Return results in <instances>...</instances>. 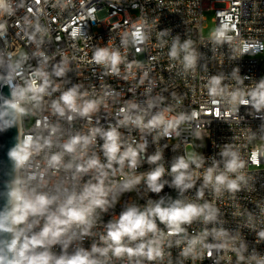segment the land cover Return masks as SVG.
Listing matches in <instances>:
<instances>
[{
  "label": "clouds",
  "instance_id": "9594fccd",
  "mask_svg": "<svg viewBox=\"0 0 264 264\" xmlns=\"http://www.w3.org/2000/svg\"><path fill=\"white\" fill-rule=\"evenodd\" d=\"M11 11L7 0H0V15L5 12L11 14ZM4 28L5 25L0 24V30ZM134 28L130 34L125 33L124 43L127 44L129 35L134 45L146 43L148 37L143 26L138 24ZM36 31H41L39 26ZM230 31L232 29L227 24H222L210 39L215 45L232 44ZM165 34L160 33L161 36ZM72 35L75 38L77 33L74 31ZM30 39L35 40V35ZM164 43L166 41H161L160 46ZM257 48H264V44L244 43L239 51L243 54ZM136 50L141 51L139 47ZM37 55L43 57L40 67L24 80L23 86L12 87L11 99L5 98L0 105V131L13 127L17 120L27 115V105L39 109L47 103L46 96L60 90L61 85L52 77L65 75L67 57L48 72L45 68L50 57L43 52ZM168 57L187 71L196 68L198 53L190 39L181 42L177 36L171 43ZM92 61L118 75L124 57L119 51L104 47L93 53ZM126 67L134 75V65L129 63ZM18 69H21L20 62L10 65L9 85L14 79L13 73L22 75V70ZM240 72L237 66L231 73L236 86L225 84L223 74L209 78L207 94L213 98L217 117L221 116L222 103L231 105L224 116L238 113L240 106L250 107L257 113L264 110V78L251 87H239L247 79ZM79 89L80 86L76 85L61 92L57 99L51 101L50 111L69 123L76 117L84 118L87 121L86 132L64 138L60 125L50 124L45 117L43 121L36 122V127H42L47 135H25L7 152L14 175L4 184L6 191L5 203L0 210V234H7L10 238L0 239V264H112L113 258L126 261V264H144L145 261H162L166 255L165 247H171L173 243L186 244L181 255L194 260L201 257L203 249H208L210 257L211 249L219 248L235 252L238 264H264V256L255 252L246 257L245 245L234 247L224 230H205L189 238L185 227L195 221L208 224L216 220L218 209L215 204L199 202L204 199L205 189L220 196L225 190L235 193L247 184L243 172L247 161L238 150L230 144L225 145L219 152L220 159L212 157L211 166L207 167L203 155L188 153L174 157L170 168H166L161 148L145 157L148 147L145 136L155 133L154 142L161 138L171 139L174 135L178 137L181 126L197 113L173 114L172 108L165 107L153 114L152 100L147 101L146 108L129 100L116 110V123L105 129L91 126L92 118L101 108L111 111L108 101L113 97L112 92L104 91L97 95ZM121 128L129 132L138 130L139 142L131 135L124 136ZM98 138L103 141L99 144V153L96 150ZM249 159L256 162V154ZM144 163L154 167L138 172ZM166 175L171 177L170 182L164 179ZM198 181L202 183L195 199L185 197L184 193L193 189ZM142 182L156 194L167 185L178 190L180 198L150 199L144 206L129 204L104 224L103 231H94L101 214L115 208L123 194L133 192ZM209 235L225 239V243L206 244ZM97 236L98 240L90 248L82 246L86 237ZM258 236L264 240V231H259ZM73 244H76L75 250L69 253L68 249ZM56 246L61 249L59 254L54 251Z\"/></svg>",
  "mask_w": 264,
  "mask_h": 264
},
{
  "label": "built area",
  "instance_id": "2783aa9c",
  "mask_svg": "<svg viewBox=\"0 0 264 264\" xmlns=\"http://www.w3.org/2000/svg\"><path fill=\"white\" fill-rule=\"evenodd\" d=\"M7 3L12 11L11 14L5 12L0 15V24L5 25L0 30V70L5 69L6 62L9 66L20 62L21 69L17 71L22 70L20 76L13 73L16 82L12 80L11 85L7 82L8 74L0 75L4 77L10 93L12 87L23 86L24 80L40 67L43 57L37 55L38 52L50 57L45 68L48 72H52L65 57L68 61L65 75L52 77L61 85L60 90L46 96L47 103L39 109L27 105L29 113L17 124L18 141L28 134L47 135L42 127H36V122L43 121L45 117L50 124L60 125L64 138L86 132L87 121L84 118L76 117L69 123L50 111L51 101L76 85L80 86L81 92L100 95L110 91L113 94L108 101L111 111L101 108L93 115L91 126L107 129L109 124L114 125L116 110L129 100L145 108L147 101L152 100L153 114L165 107L172 108L173 114L197 113L181 126L178 137L174 135L171 139L161 138L154 142L155 133L146 135L148 147L145 157L161 148L163 163L170 168L174 157L188 154V147L198 143L201 146L197 154L205 157L207 167L211 166L212 157L220 159L219 152L225 145H232L247 161L243 169L247 184L235 193L225 190L220 196L205 189L204 199L199 202L214 203L218 209L217 218L208 224L195 221L190 226L186 225L187 235L191 238L205 230H224L234 247L245 245L246 257L254 252L264 256V240L258 236L259 231H264V110L257 113L250 107L240 106L238 113L224 116L231 105L222 103L221 116L217 117L213 98L208 96L206 88L209 78L220 74L226 77L225 84L236 86L231 73L237 66L241 69L240 75L247 76L239 87H251L264 78V48L250 49L243 54L239 51L244 43L264 44V0H7ZM208 11L214 13L215 30L222 24L232 29L229 32L233 36L232 44L215 45L210 39L215 30L210 36H203L204 14ZM138 24L143 26L147 42L134 45L129 35L125 44V33L130 34ZM37 26L40 32L36 31ZM74 31L77 33L75 38L72 35ZM160 33L166 34L161 36ZM33 34L35 40L30 39ZM177 36L181 42L186 39L193 42L198 53L194 70L185 71L183 65L169 59L171 43ZM161 41H166L162 47ZM104 47L115 49L124 57L118 75L92 61L93 53ZM137 47L141 51L137 52ZM24 56L27 59H23ZM129 63L134 65V75L127 70ZM120 131L139 142L138 130L129 132L121 128ZM102 143L98 138V153ZM253 154H256V162L249 159ZM152 167L154 165L144 163L138 172L149 171ZM164 179L171 181L167 175ZM201 183L198 181L184 196L195 199ZM133 193L138 202H135ZM161 197L177 199L180 194L167 185L161 193H152L142 182L133 192L123 194L115 208L101 214L94 231H103L104 224L129 204L144 206L150 199L158 201ZM97 240L98 236L86 237L82 246L90 248ZM205 243L216 245L225 243V239L209 235ZM185 246L174 243L171 247L166 246L162 261H145L144 264H238L235 252L229 249L213 248L210 257L208 249H203L201 257L194 260L181 255ZM75 247L76 244L71 245L69 253ZM54 251L59 254L61 249L56 246ZM112 264H126V261L113 258Z\"/></svg>",
  "mask_w": 264,
  "mask_h": 264
},
{
  "label": "water",
  "instance_id": "95a60500",
  "mask_svg": "<svg viewBox=\"0 0 264 264\" xmlns=\"http://www.w3.org/2000/svg\"><path fill=\"white\" fill-rule=\"evenodd\" d=\"M10 66L8 62L5 63V69L0 70V75L9 74ZM14 76V75H13ZM1 77V76H0ZM16 82L15 78L13 79ZM5 98L11 99V93L8 85L4 79H0V105L3 104ZM18 143V125L17 121L13 127L5 131H0V210H2L5 203V181L10 180L13 175V165L8 159L7 152ZM10 238L7 234H0V239Z\"/></svg>",
  "mask_w": 264,
  "mask_h": 264
},
{
  "label": "rangeland",
  "instance_id": "374dc122",
  "mask_svg": "<svg viewBox=\"0 0 264 264\" xmlns=\"http://www.w3.org/2000/svg\"><path fill=\"white\" fill-rule=\"evenodd\" d=\"M205 22H204V28L202 30L203 36H210L212 32L215 30L216 25L214 22V13L212 11L205 12ZM264 58V55H263ZM201 144H195L194 146H189L187 149V153H199ZM135 202H138L137 196L133 193L132 194Z\"/></svg>",
  "mask_w": 264,
  "mask_h": 264
},
{
  "label": "bare ground",
  "instance_id": "6f19581e",
  "mask_svg": "<svg viewBox=\"0 0 264 264\" xmlns=\"http://www.w3.org/2000/svg\"><path fill=\"white\" fill-rule=\"evenodd\" d=\"M18 121H19V120H17V124H18Z\"/></svg>",
  "mask_w": 264,
  "mask_h": 264
}]
</instances>
